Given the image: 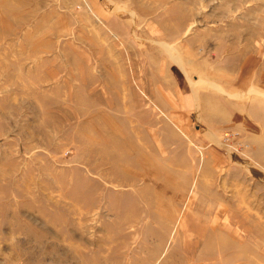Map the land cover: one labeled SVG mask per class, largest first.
Wrapping results in <instances>:
<instances>
[{"label":"rangeland","instance_id":"rangeland-1","mask_svg":"<svg viewBox=\"0 0 264 264\" xmlns=\"http://www.w3.org/2000/svg\"><path fill=\"white\" fill-rule=\"evenodd\" d=\"M0 264H264V0H0Z\"/></svg>","mask_w":264,"mask_h":264},{"label":"bare ground","instance_id":"bare-ground-1","mask_svg":"<svg viewBox=\"0 0 264 264\" xmlns=\"http://www.w3.org/2000/svg\"><path fill=\"white\" fill-rule=\"evenodd\" d=\"M95 120H90L88 121V123H86L84 125V127H86V129H91L93 130L95 128ZM100 121L98 120V125H99ZM106 125V130L100 131L98 130V134H100L102 136V143L107 144L108 142H110L109 136L113 135L115 136V134L117 136H120L119 132H118V126L116 127L114 124L111 123V121H105L104 123ZM124 137V136H122ZM124 149L126 150V146L124 147ZM126 152H128V150H126ZM141 159V158H140ZM138 160V162L142 161V160ZM142 159H144L142 157ZM145 174H148L145 172ZM145 174H140L136 171H133V174L131 173V176L135 179V178H139L141 176H145Z\"/></svg>","mask_w":264,"mask_h":264}]
</instances>
